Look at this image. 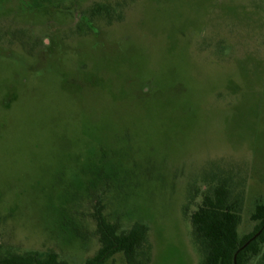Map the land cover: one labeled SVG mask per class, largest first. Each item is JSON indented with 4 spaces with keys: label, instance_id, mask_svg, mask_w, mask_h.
<instances>
[{
    "label": "rangeland",
    "instance_id": "374dc122",
    "mask_svg": "<svg viewBox=\"0 0 264 264\" xmlns=\"http://www.w3.org/2000/svg\"><path fill=\"white\" fill-rule=\"evenodd\" d=\"M226 177L244 237L264 205V0H0V257L84 264L100 206L147 226L149 264H201L185 208Z\"/></svg>",
    "mask_w": 264,
    "mask_h": 264
},
{
    "label": "trees",
    "instance_id": "16d2710c",
    "mask_svg": "<svg viewBox=\"0 0 264 264\" xmlns=\"http://www.w3.org/2000/svg\"><path fill=\"white\" fill-rule=\"evenodd\" d=\"M236 186L232 177L219 178L204 191L201 203L192 213L190 205L197 202L198 196L194 193L190 196L185 213L190 216L193 238L203 258L201 264H264V205L258 204L251 216L256 223L254 231L241 236L244 194L237 192ZM94 218L100 247L84 264H114L117 255L123 256V264L150 263L147 226L137 223L122 231L105 217L100 206ZM258 233L259 236L242 249ZM0 264L71 263L62 260L55 251H26L1 256Z\"/></svg>",
    "mask_w": 264,
    "mask_h": 264
},
{
    "label": "water",
    "instance_id": "95a60500",
    "mask_svg": "<svg viewBox=\"0 0 264 264\" xmlns=\"http://www.w3.org/2000/svg\"><path fill=\"white\" fill-rule=\"evenodd\" d=\"M260 233H258L254 238H252L242 249H244L245 247H247L254 239H256L259 236Z\"/></svg>",
    "mask_w": 264,
    "mask_h": 264
}]
</instances>
